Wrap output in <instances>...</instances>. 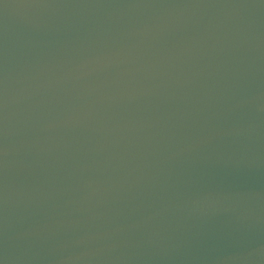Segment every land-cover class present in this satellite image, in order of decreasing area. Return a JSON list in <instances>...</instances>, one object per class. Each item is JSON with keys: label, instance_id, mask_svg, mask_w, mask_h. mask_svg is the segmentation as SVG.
<instances>
[{"label": "water", "instance_id": "1", "mask_svg": "<svg viewBox=\"0 0 264 264\" xmlns=\"http://www.w3.org/2000/svg\"><path fill=\"white\" fill-rule=\"evenodd\" d=\"M3 264H264V0H0Z\"/></svg>", "mask_w": 264, "mask_h": 264}, {"label": "snow or ice", "instance_id": "2", "mask_svg": "<svg viewBox=\"0 0 264 264\" xmlns=\"http://www.w3.org/2000/svg\"><path fill=\"white\" fill-rule=\"evenodd\" d=\"M0 264H3V262H2V261H0Z\"/></svg>", "mask_w": 264, "mask_h": 264}]
</instances>
